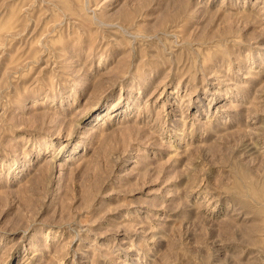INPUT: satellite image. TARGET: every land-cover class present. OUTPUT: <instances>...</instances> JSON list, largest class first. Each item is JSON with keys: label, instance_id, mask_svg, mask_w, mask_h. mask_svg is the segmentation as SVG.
Wrapping results in <instances>:
<instances>
[{"label": "rangeland", "instance_id": "obj_1", "mask_svg": "<svg viewBox=\"0 0 264 264\" xmlns=\"http://www.w3.org/2000/svg\"><path fill=\"white\" fill-rule=\"evenodd\" d=\"M0 264H264V0H0Z\"/></svg>", "mask_w": 264, "mask_h": 264}, {"label": "bare ground", "instance_id": "obj_2", "mask_svg": "<svg viewBox=\"0 0 264 264\" xmlns=\"http://www.w3.org/2000/svg\"><path fill=\"white\" fill-rule=\"evenodd\" d=\"M59 183H60V179H58V181H57V184H59ZM58 194H59V189L56 190L53 198H55Z\"/></svg>", "mask_w": 264, "mask_h": 264}]
</instances>
